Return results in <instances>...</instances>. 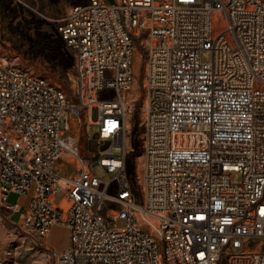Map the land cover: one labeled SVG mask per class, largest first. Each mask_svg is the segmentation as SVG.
Returning a JSON list of instances; mask_svg holds the SVG:
<instances>
[{"label": "built area", "instance_id": "built-area-1", "mask_svg": "<svg viewBox=\"0 0 264 264\" xmlns=\"http://www.w3.org/2000/svg\"><path fill=\"white\" fill-rule=\"evenodd\" d=\"M56 32L74 103L0 59V205L41 238L68 229L52 264H264V1L81 0ZM93 124L98 147L111 142L96 163L79 146Z\"/></svg>", "mask_w": 264, "mask_h": 264}, {"label": "rangeland", "instance_id": "rangeland-1", "mask_svg": "<svg viewBox=\"0 0 264 264\" xmlns=\"http://www.w3.org/2000/svg\"><path fill=\"white\" fill-rule=\"evenodd\" d=\"M80 1L0 0V59L25 68L36 76L46 78L60 87L71 103L75 102L74 53L59 38L56 25L65 17L69 7ZM106 1L114 2V0ZM134 41L138 54L142 55V47L138 38L134 37ZM132 67L137 79V87L132 93L136 91L139 93L138 84L140 85L142 81L143 63L139 61L137 54L133 56ZM128 96L130 97V93ZM143 100L144 95L140 90L129 126L132 133V121L134 120L133 126L136 125L138 145L137 153L131 151L128 155L131 162L139 155L141 128L138 122ZM98 129L97 125H91L88 133L83 132L81 135L79 144L82 152L94 155L93 163H96L111 145L110 141H104L103 145L98 147L96 141ZM136 161L139 164L140 159L137 158ZM65 169L71 170L72 168L66 166ZM93 172L101 180H108L111 177L98 165L94 166ZM230 178L234 184H239L242 180L239 173H230ZM63 197L64 193L58 192L55 195V203H59ZM7 200L10 203L16 201L23 203V199H18L14 193L9 194ZM17 217L18 215H10L6 208L0 205V264H52L50 250L60 249L68 244V229L54 225L47 236L41 238L36 233L21 228L17 224ZM116 224L121 226L123 221L118 220ZM255 244L259 245L260 242L255 241Z\"/></svg>", "mask_w": 264, "mask_h": 264}, {"label": "trees", "instance_id": "trees-1", "mask_svg": "<svg viewBox=\"0 0 264 264\" xmlns=\"http://www.w3.org/2000/svg\"><path fill=\"white\" fill-rule=\"evenodd\" d=\"M133 121H132V133H131V146L133 147L132 152L137 153L138 151V145H137V140H136L137 130H136V125L133 126ZM127 169L129 173H132L133 165H132L130 157H127Z\"/></svg>", "mask_w": 264, "mask_h": 264}, {"label": "crops", "instance_id": "crops-1", "mask_svg": "<svg viewBox=\"0 0 264 264\" xmlns=\"http://www.w3.org/2000/svg\"><path fill=\"white\" fill-rule=\"evenodd\" d=\"M21 199H23V203L22 204H26L27 203V198H25V197H20ZM55 199V196H53V200ZM54 202H55V200H54ZM23 214V210L21 209L20 211H18V212H14L12 215H18V217L17 218H19L22 214ZM45 245V244H44ZM67 246V245H66ZM65 246V247H66ZM47 247V246H46ZM65 247H63V248H60V249H53V250H50L49 249V247H47L50 251H61L62 249H64Z\"/></svg>", "mask_w": 264, "mask_h": 264}, {"label": "bare ground", "instance_id": "bare-ground-1", "mask_svg": "<svg viewBox=\"0 0 264 264\" xmlns=\"http://www.w3.org/2000/svg\"><path fill=\"white\" fill-rule=\"evenodd\" d=\"M138 59H139V57H138ZM136 87H137V79H136L135 82H134V86H133V88H132V92H133V90H135L134 88H136ZM132 94L137 95V91H136L135 93H132ZM127 123H128V121H127Z\"/></svg>", "mask_w": 264, "mask_h": 264}]
</instances>
